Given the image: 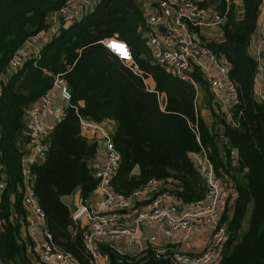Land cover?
Masks as SVG:
<instances>
[{
  "label": "trees",
  "instance_id": "trees-1",
  "mask_svg": "<svg viewBox=\"0 0 264 264\" xmlns=\"http://www.w3.org/2000/svg\"><path fill=\"white\" fill-rule=\"evenodd\" d=\"M62 2L0 0V173L5 180L0 200V263L37 264L36 255L20 236L22 152L17 139L23 133V107L45 92L51 74L59 72L69 88L70 101L51 128L43 160L31 167V184L47 228L62 249L82 259L79 228L71 227L62 196L75 188L84 196L96 182L89 167L95 141L79 133L80 117L110 118L116 123L111 140L122 154L121 167L112 177L117 189L128 193L153 178L180 201L201 199L204 185L190 152L202 146L216 173L230 178L235 191L230 211L224 209L221 214L228 238L215 264H264V100L253 94L257 61L246 50L261 0H240L238 12L233 0H200L224 13L221 37L211 48L226 60L239 99L231 108L238 124H230L219 110L218 131L207 127L196 113L193 86L170 75L152 57L138 0H99L90 11L60 25L37 57L27 58L4 74L12 51L29 34L47 26L49 14ZM113 34L128 45L137 67L151 75L152 89L100 43ZM194 76L211 98L203 74L196 71ZM160 92L165 94L163 107L158 103ZM194 121L197 138L188 124ZM228 146L237 152L233 162ZM134 166H138L137 173H132ZM102 248L111 264H175L168 252L155 255L149 246L133 255L121 254L110 245Z\"/></svg>",
  "mask_w": 264,
  "mask_h": 264
},
{
  "label": "built area",
  "instance_id": "built-area-1",
  "mask_svg": "<svg viewBox=\"0 0 264 264\" xmlns=\"http://www.w3.org/2000/svg\"><path fill=\"white\" fill-rule=\"evenodd\" d=\"M98 1L63 0L49 14V24L29 34L12 51L7 59L4 74L16 70L26 58L37 57L43 43L57 32L60 25L77 19L84 12L91 10ZM154 3V9L145 17V25L161 24L163 30L157 33L146 32L152 57L170 75L189 82L194 90H199L200 87L194 72L200 71L205 77L211 98L218 104L228 122L237 125L235 111L233 113L231 111L239 102L236 84L228 74L226 60L216 55L210 45L221 37L220 26L224 21V13L213 5L201 4L200 0H154ZM259 10L264 15V0L259 3ZM257 35L254 49L257 65L253 79V94L257 99L264 100V91L261 90L264 63L259 61L261 48H264V29L260 28ZM99 41L131 71L142 76L146 83L147 74L137 68L125 41L115 34L105 36ZM51 75L50 88H55L61 102L68 105L70 92L64 78L59 72ZM50 104L48 90L29 104L31 113L24 119L29 141L23 145L25 148L21 150L19 157L22 178L20 205L23 209L20 236L30 253L36 255L37 264H111L102 245H110L119 252L111 241L121 238L137 242L139 251L149 246L155 255L168 252L175 264L217 263L223 244L228 238V231L220 221L221 214L227 207L229 199L235 197L231 179L216 173L212 160L201 146L192 153L191 159L204 184V192L201 199L189 202V207L181 208L180 200L172 192L162 189L160 182L153 178H148L138 187L125 193L120 188L117 189L112 181V177L121 167L122 154L113 145L111 135L101 128L99 130L104 159L92 172L96 179L93 188L96 197L90 200L78 192L74 196L76 209L73 212L69 211L71 227L80 230L82 259L62 249L53 240L47 228L44 211L33 194L31 184V167L45 156L46 139L49 135L46 118ZM188 124L197 138L195 121ZM228 155L231 162L236 160L234 147L228 146ZM4 187L5 180L0 173V200ZM132 198L138 201L131 215L130 225L123 222V215L132 206ZM150 223L156 224L168 237L178 231H199L202 225L208 224L210 226L208 245L197 253L157 245L153 234L139 229L140 224Z\"/></svg>",
  "mask_w": 264,
  "mask_h": 264
},
{
  "label": "crops",
  "instance_id": "crops-1",
  "mask_svg": "<svg viewBox=\"0 0 264 264\" xmlns=\"http://www.w3.org/2000/svg\"><path fill=\"white\" fill-rule=\"evenodd\" d=\"M138 3L140 7L142 8L145 17L146 15L154 9V0H138ZM240 0H235V11H239L240 9ZM214 6V5H213ZM90 11V10H88ZM87 12V11H86ZM85 13V12H84ZM260 28L264 29V15L263 13H259V16L256 21V26L253 31V33L250 36V39L248 41L246 50L249 55L254 57V49L257 44V34L260 31ZM163 30V26L161 24H156L153 26H147V31L146 32H153L157 33ZM146 32L144 35L146 36ZM220 39V38H219ZM218 39V40H219ZM27 59V58H26ZM25 59V60H26ZM259 61L263 64L264 63V48H261V56ZM136 64V63H135ZM137 66V65H136ZM138 68V67H137ZM139 69V68H138ZM141 70V69H139ZM143 73H146V83L143 81L142 76H140L138 73L143 84L145 85L146 88L152 89L154 82L151 77V75L148 72H145L141 70ZM262 83V91H264V81H261ZM49 91V96L51 99V104L49 106V112L48 116L46 118V125L49 128V133L51 131L52 126L60 117L62 116L64 112V108L67 104H63L59 98L58 91L55 88H48ZM207 91V90H206ZM163 93L160 92L158 93V103H159V95ZM36 99V98H35ZM34 99V100H35ZM210 99V100H209ZM194 101H195V111L199 116H201L202 121L205 123V125L209 128H213L214 131H218L220 128V123H219V106L218 104L215 103L214 99L208 98V95L205 93V90L202 87H199V90H195V95H194ZM32 102V101H31ZM30 102V103H31ZM25 105L23 107V112H22V119H23V133L19 136L17 139V143H19L18 147L20 150L24 149L25 147L23 145L28 143V133H27V128L24 124V119L30 115L29 111V104ZM79 104H82V100L78 101ZM160 106V104H159ZM162 107V106H160ZM224 119L227 120V117L223 115ZM116 127V123L113 119L110 118H102L97 121H93L89 118L86 117H81L79 120V133L86 138L87 141H95V150L93 153L92 158L89 161V167L91 173L93 172L95 166L101 164L104 159V151L101 145V133H100V128L108 132L110 135L113 134L114 130ZM196 151V149L194 150ZM194 151L190 152V156ZM237 155V152H236ZM190 160L192 162V159L190 157ZM159 181V180H158ZM161 182V181H160ZM202 182V180H201ZM203 184V182H202ZM204 185V184H203ZM79 192V189L75 188L71 190L68 194H65L62 196V200L67 206V201L70 198H73L75 194ZM85 197L89 198L90 200H93L96 197V194L94 190L92 189L89 191ZM234 198L229 199V202L227 204V211H230V206L233 203ZM136 200L135 198H132V206L126 210L125 214L123 215V222L132 225V219L131 215H133L135 211V206H136ZM190 201H179V206L181 208L189 207ZM189 203V204H188ZM68 207V206H67ZM248 214H249V209H247V212L245 213L244 217L246 220L243 218V224L246 225L247 219H248ZM245 220V221H244ZM139 229L143 230L144 232L153 234L155 236V244L157 245H166L168 247H171L173 249H178L182 252H188V253H197L206 248L209 242L210 238V226L208 224H204L201 226V229L199 231H178L175 232L171 236H165L159 228L157 227L156 224L150 223V224H140ZM80 232V230H79ZM112 245L118 249L121 254H128V255H133L139 252L140 248L137 242L135 241H129L126 238H121L117 240L111 241Z\"/></svg>",
  "mask_w": 264,
  "mask_h": 264
},
{
  "label": "water",
  "instance_id": "water-1",
  "mask_svg": "<svg viewBox=\"0 0 264 264\" xmlns=\"http://www.w3.org/2000/svg\"><path fill=\"white\" fill-rule=\"evenodd\" d=\"M58 17H60V15H58ZM211 46H214V42H211L210 43ZM159 104L160 106H164L165 104V94L164 93H161L159 95ZM138 172V166H134L133 169H132V173H137ZM67 206H68V209L70 212H73L75 209H76V205L74 203V200L73 198H70L68 201H67ZM120 258H117V261H119Z\"/></svg>",
  "mask_w": 264,
  "mask_h": 264
},
{
  "label": "rangeland",
  "instance_id": "rangeland-1",
  "mask_svg": "<svg viewBox=\"0 0 264 264\" xmlns=\"http://www.w3.org/2000/svg\"><path fill=\"white\" fill-rule=\"evenodd\" d=\"M244 219L246 220V218H245V217H244ZM245 220H244V221H245ZM242 228H244V225H242Z\"/></svg>",
  "mask_w": 264,
  "mask_h": 264
}]
</instances>
